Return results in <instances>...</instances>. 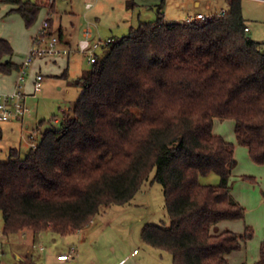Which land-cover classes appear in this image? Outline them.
<instances>
[{
	"label": "trees",
	"instance_id": "1",
	"mask_svg": "<svg viewBox=\"0 0 264 264\" xmlns=\"http://www.w3.org/2000/svg\"><path fill=\"white\" fill-rule=\"evenodd\" d=\"M0 1L12 4L9 11L27 27L45 6ZM52 8L53 0L51 33ZM160 9L112 37L70 80L82 91L59 127L45 128L35 146L11 148L0 161L3 233H75L102 208L128 203L154 170L169 224L144 225L143 242L168 251L172 264H236L227 254L241 249L252 229L211 231L244 214L228 184L234 143L214 133L213 123L233 119L236 143L264 164V42L248 35L241 0H228L222 16L191 24L166 22ZM12 53L0 37L1 73L18 70L3 60ZM209 172L217 184L200 182ZM250 264H264V241Z\"/></svg>",
	"mask_w": 264,
	"mask_h": 264
},
{
	"label": "rangeland",
	"instance_id": "2",
	"mask_svg": "<svg viewBox=\"0 0 264 264\" xmlns=\"http://www.w3.org/2000/svg\"><path fill=\"white\" fill-rule=\"evenodd\" d=\"M88 1L92 3L91 8L85 6ZM197 1L200 2L198 8L195 6ZM51 2L52 0H45V5L50 6ZM124 2L125 0H53L54 11H52L53 14L51 13L53 26L58 27L61 25L65 28L71 34L75 46L76 42L82 37V32L88 23L91 24L90 27L94 33L98 31L101 36L111 33L114 37H120L128 33L130 25L134 26L137 22L136 12L130 14L128 12L130 7H128V10L125 9ZM185 3L183 14L188 10L191 13L200 10L206 15L210 14L209 11L219 12L220 9L225 7L223 0H185ZM46 6L41 7L36 20L30 26H25L26 28L34 32L37 31L43 19L49 14V11H47L49 8ZM176 8L170 5L168 9L173 12ZM142 11L143 18L147 20L155 18V11L152 14L146 12L147 10ZM242 12L244 18L248 19L246 23L250 27L248 35L256 41L264 42V0H242ZM74 50L69 54L68 67L66 58L60 60L58 65L51 62L45 65L44 61L34 58L27 68L28 75L22 86L25 92L32 91L31 77H29L32 67H37V64H40L44 78L40 90L34 95H28L25 99L28 112L24 115L26 119H24V122L26 121L29 124V132L33 131V139L28 140V129L23 128L20 135L21 144L26 141L28 145L32 142L38 143L41 132L45 128L60 126V122L53 121L54 115L61 117L63 111H71L82 88L73 85L70 80L82 75L90 67L86 54ZM15 52L16 50L14 51L13 48V53L15 54ZM12 60L14 59L12 58ZM64 67H67L66 77L62 76ZM41 120H43L42 127L40 131H37L34 127L39 125ZM32 129H35V131ZM213 132L234 143L235 163L232 165L228 184L231 194L244 208V214L240 219L223 220L216 223L211 231L220 232L230 228L238 229L236 225H239L237 233H242L245 227L249 226L252 229V237L243 241L240 251L227 254V258L230 262L236 264H250L258 258L259 246L264 241V164L253 162L247 148L236 143L233 119L214 118ZM7 135H4L2 141H0V160L7 158L2 157L9 152L5 147L8 144L7 140L10 136L13 139L17 135V131H14V134L7 133ZM24 150L25 147L22 145L21 151ZM153 175L154 170L150 172L148 179L142 184L130 202L104 207L91 220L93 223L85 232V235L90 239L93 238L92 251H94L98 264H112L134 248L139 250L140 253L130 258L125 264H134V260H137L139 264H151L155 259L157 264H172L171 254L168 251L146 246L141 238L144 225L159 224L168 226L169 224L163 187L159 182L153 180ZM199 179L201 183L217 184L219 182V176L215 172H209L200 176ZM1 216L0 212V236L7 241L8 235H12V237L9 236L11 243L20 240L16 232L14 234L3 233ZM70 235L60 236L55 234L51 238L58 239L56 242L64 241L63 243H67L72 238ZM76 237L74 236V238ZM7 247L8 252L12 255L14 247L9 244ZM76 247L77 242L74 241V248ZM146 247L154 252L150 263H143L146 256Z\"/></svg>",
	"mask_w": 264,
	"mask_h": 264
},
{
	"label": "crops",
	"instance_id": "3",
	"mask_svg": "<svg viewBox=\"0 0 264 264\" xmlns=\"http://www.w3.org/2000/svg\"><path fill=\"white\" fill-rule=\"evenodd\" d=\"M223 2L225 4V7L222 9H226L228 0H223ZM184 4H186L185 0H131V1L125 0L124 2L125 9L128 10L129 9L128 7H130V9L128 10L130 14L136 12L135 13L137 20L136 24L140 20L143 21L147 20L146 18L142 17L143 15L142 10H147L146 12H149V14L150 13L152 14V12L155 11L157 14V10L159 6L161 7L160 9L161 13L163 14L164 20L166 22H179L182 21L187 16H194L197 13H204L203 11L200 10H197L195 13H191L190 10H188L186 13L183 14L182 12L184 10L183 7L186 6ZM170 5H172L173 8L177 7L176 10H174L173 12L172 10H169L168 8ZM199 5H200L199 1L195 2L196 8H198ZM241 5H242V0H241ZM12 7H13L12 4L0 1V37L7 39L14 48V51L16 50L15 54L12 53L10 56H5L3 57V60H7V59L11 60L19 67L20 64L22 63V60L24 59L25 53H27L31 45L32 37L33 35H35L34 33L37 31L34 32L31 29L26 28L22 17L16 12L9 11ZM46 7L49 8V6ZM222 9H220V11ZM52 11H54L53 8L50 11V15ZM209 13L210 14H206V15L215 14L218 13V11L215 12L209 11ZM146 15H148V13H146ZM247 22L248 19H246V23ZM51 25H52V31L54 33H58V30H61L62 36L65 39H68L67 40L68 44L72 48L73 46L75 47V44H73L71 39V34L68 33L65 28H63L61 25H59L58 27H54L53 19ZM131 26L132 25H130L129 27ZM246 27H247V32H250V27L248 26V24H246ZM106 36L114 37V35L111 33L107 34ZM12 58L14 60H12ZM63 58H66V65L68 67L69 55L62 57H54V58H48V57L38 58L37 60L44 61L45 65H47L49 62L58 65L60 60H62ZM67 67H64V70L62 72V76L64 77H66ZM35 73H42L40 64H37V67H32L30 69L29 77H31L30 79L31 85ZM17 74H18V70H13L11 73L8 74L0 72V91L12 90L15 87ZM27 93L28 95H31L30 94L31 92H27ZM24 119H25L24 117L17 119L12 118L0 122V131H1L0 141H2L4 135L6 136L7 133L14 134V131H17V135H15L16 137L14 136L12 139L10 136L9 140H7L8 144L5 147H7L8 151L11 148L22 149V145L25 147V149L29 146L27 141L21 144L22 139L20 135L23 128L28 129V140L30 141L31 139H33V135H32L33 131L29 132V124L26 121L24 122ZM60 119H61L60 116L54 115L53 121L60 122ZM39 126L36 125L34 128L37 131H40L42 126L38 128ZM35 129L32 130L35 131ZM0 152H1V147H0ZM7 155L8 154H5L2 157H7ZM0 159H1V155H0ZM1 221H2V216H1ZM92 223L93 221L87 224L86 226H84L83 228H81L80 230H78L77 232L71 233V235L67 234L72 237L69 240L70 242L68 241L67 243H63L64 241L56 242L58 241V239L53 237L51 238V236H54L55 234L56 235H60V234L54 233L50 230H43L37 233H33L31 230L28 229L20 230L16 232L20 240L13 243H11V240H9L10 239L9 236L12 237V235H8L7 237L8 239H6L7 241H5V239L0 236V264H98L94 251H92L93 238L90 239L85 235V232L92 225ZM236 226L238 227V229L230 228L229 230H232L234 232L239 231V225ZM60 236H64V235H60ZM74 236L77 237L74 238ZM74 241L77 242L76 248H74ZM8 244L14 247V251L12 252V255L8 252V247H7ZM46 245H48L47 248ZM146 246L155 248L149 244H146ZM149 247H146V256L144 257L143 263L145 262L150 263L152 261V254H154V252L150 251L151 249H149ZM241 249L237 251H240ZM135 250L136 248L132 249L126 255L124 256L122 255L120 259L115 260L112 264H125L130 258H133L134 256H137L140 253L139 250L136 251ZM234 252L236 251L231 252V254H234ZM63 253H68L69 256L66 259H59L58 255ZM155 261L156 259L153 260V263L151 262V264H157ZM133 262L134 264H139L137 260H134ZM171 263H172V258H171Z\"/></svg>",
	"mask_w": 264,
	"mask_h": 264
},
{
	"label": "built area",
	"instance_id": "4",
	"mask_svg": "<svg viewBox=\"0 0 264 264\" xmlns=\"http://www.w3.org/2000/svg\"><path fill=\"white\" fill-rule=\"evenodd\" d=\"M85 6L86 8H90L92 4L88 2ZM225 12L226 9H222L220 12L211 15L197 13L194 16L185 17L181 22L191 24L195 21L204 20L213 16H222ZM90 25L88 23L87 27L83 30L82 37L76 42L74 49L86 54L87 62L92 64L97 55L103 53L104 49L111 43L112 37L101 36L98 31L94 33ZM67 40L58 33L49 32L47 15L38 27L36 34L32 37L28 52L18 68L15 87L10 91H0V122L7 119L24 117L28 112V108L25 105V99L28 93L23 90L22 86L27 76V68L34 58H54L69 55L74 49L68 44ZM43 77L42 73H35L32 81L31 95H34L40 90ZM30 145L35 146V143L32 142ZM68 256V253H63L59 254L58 258L66 259Z\"/></svg>",
	"mask_w": 264,
	"mask_h": 264
},
{
	"label": "water",
	"instance_id": "5",
	"mask_svg": "<svg viewBox=\"0 0 264 264\" xmlns=\"http://www.w3.org/2000/svg\"><path fill=\"white\" fill-rule=\"evenodd\" d=\"M235 162V161H234Z\"/></svg>",
	"mask_w": 264,
	"mask_h": 264
}]
</instances>
